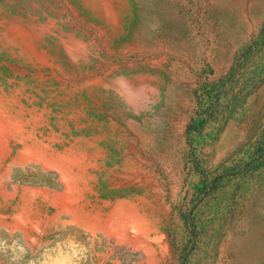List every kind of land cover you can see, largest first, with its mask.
Returning <instances> with one entry per match:
<instances>
[{"label": "rangeland", "instance_id": "rangeland-1", "mask_svg": "<svg viewBox=\"0 0 264 264\" xmlns=\"http://www.w3.org/2000/svg\"><path fill=\"white\" fill-rule=\"evenodd\" d=\"M263 23L264 0H0V264H264ZM198 169L223 175L202 198Z\"/></svg>", "mask_w": 264, "mask_h": 264}, {"label": "trees", "instance_id": "trees-1", "mask_svg": "<svg viewBox=\"0 0 264 264\" xmlns=\"http://www.w3.org/2000/svg\"><path fill=\"white\" fill-rule=\"evenodd\" d=\"M259 43H262L264 42V23H263V26L260 30V33H259ZM248 164L245 165V167H242V169L240 170H244L246 169ZM200 175H201V178H202V186L200 187L199 189V195H200V198H202L205 194H208V192L216 189V187L218 186V184L220 183V181L223 180V175H217L215 177H213L209 182H207V179H206V176L204 175V173L198 169L197 171ZM183 220H184V224H185V227L188 231V234H189V238L191 240V245H190V248L189 249H192L194 247V243H195V228L193 226V222H192V218L187 215L183 217ZM187 261V253L184 251V252H181V255H180V264H187L186 263Z\"/></svg>", "mask_w": 264, "mask_h": 264}]
</instances>
